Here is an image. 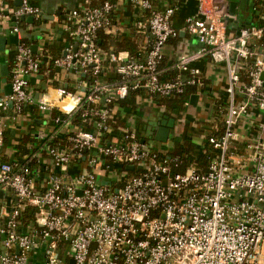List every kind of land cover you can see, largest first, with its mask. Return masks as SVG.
<instances>
[{
  "label": "built area",
  "instance_id": "1",
  "mask_svg": "<svg viewBox=\"0 0 264 264\" xmlns=\"http://www.w3.org/2000/svg\"><path fill=\"white\" fill-rule=\"evenodd\" d=\"M126 1L148 25L143 58L139 51L106 54L98 46V32L113 26L112 0H82L64 17L76 48L70 44L53 65L90 80L80 79L76 94L57 87L55 122L69 125L79 111L82 124L71 126L68 145L44 148L52 169L43 191L34 187L27 165L0 157V187L14 198L0 219V264H29L37 252L38 264H264V0H249L248 22L229 14V0H196V13L185 18L184 27L200 46L175 63L170 78L158 67L165 43L178 34L174 8ZM12 14L9 32L18 34L19 17L39 18L40 10L20 0ZM41 54L22 40L16 44L11 93L0 97V148L22 106L51 107L48 94L35 97L30 87ZM199 59L225 67L226 99L215 115L222 130L204 138L216 150L206 170L177 172L133 130L113 128L112 109L130 90L183 95L185 84H199L200 70L192 64ZM106 65L116 73L113 81L101 79ZM246 126L255 133L239 145V129ZM84 152L80 169L76 162ZM104 163L112 176L99 181L94 169ZM126 165L133 166L132 176L123 174ZM27 204L37 213L35 225L23 231L18 216Z\"/></svg>",
  "mask_w": 264,
  "mask_h": 264
},
{
  "label": "crops",
  "instance_id": "2",
  "mask_svg": "<svg viewBox=\"0 0 264 264\" xmlns=\"http://www.w3.org/2000/svg\"><path fill=\"white\" fill-rule=\"evenodd\" d=\"M105 0H91L94 5L100 4ZM115 3L113 12V26L104 31H100L97 38V44L104 53H115L118 51H128L126 44H133L136 52H141L144 57V43L149 35V29L144 17L140 16L138 11L126 0H112ZM153 5L158 8L171 6L174 8L172 23L178 30L176 37L170 38L164 45L163 57L167 64L177 62L182 56L196 51L200 44L196 37L185 31L184 21L187 16L195 15L196 0H151ZM30 5L36 6L40 10V17L27 20L25 16L22 23L19 24V33L11 34L10 28L14 25L15 19L12 11L20 5L18 0H0V37H5L4 46L0 45V97L4 93V85L9 83V55L16 50V44L19 41H26L31 45L36 44V53L41 54V71L35 80L30 81V87L34 90L35 97H42L48 94L53 99L51 107L45 111L39 110L35 105L26 104L23 112L17 116L13 124H8L5 131L4 145L0 148L1 159L9 162L21 161L29 166L30 178L33 180L37 191H43L48 182V174L52 167L49 164L48 156L45 153L46 143L37 144V140L54 134L57 137L69 136L72 127L71 124L64 122L55 126L52 123L55 112L60 114L57 104V87L62 86L71 93H78L79 81H89V75H81L73 70L54 67L52 60L65 54V49L70 44L73 49L76 43L71 40L65 30L64 17L74 8H77L82 0H28ZM236 17L248 22L250 16V6L246 10L237 11ZM138 23L142 27H138ZM120 40L115 44L114 40ZM117 43V42H116ZM45 57V60H44ZM107 63V62H106ZM194 67L200 70L199 84H197L198 99L196 105L187 102L184 110L177 116V113L166 107L158 98H154L143 93L128 95L121 101L113 104L111 125L113 128L126 127L134 132H138L139 139L147 142L160 152H168L174 145L175 138L180 137L184 131V126L188 124V133L192 137L200 133L206 134L220 133L221 127L217 118L215 108L216 102L222 105L226 99L225 87L227 83L225 67L222 64L211 62L209 59H199L192 63ZM3 65H7L8 74H2ZM165 76V75H164ZM166 77V76H165ZM116 73L110 65H106L101 75L104 81H113ZM6 80V81H4ZM46 98V97H45ZM55 99V100H54ZM101 106L104 105L100 102ZM221 105V106H222ZM219 107V106H218ZM66 118V117H65ZM164 118H173L174 133L168 140L172 142L170 146L166 144H153L147 137L148 131L156 127ZM74 119L72 116L71 121ZM195 130L196 132H193ZM239 145L245 137L252 136L255 133L254 128L239 129ZM146 135V137H144ZM29 138V140H25ZM199 142H194L200 146L204 138L198 137ZM155 141V140H153ZM158 142V141H157ZM241 142V143H240ZM161 143V142H160ZM87 152L77 160L76 166L80 169L85 167ZM132 168L126 165L123 174H129ZM99 181L109 180L112 174L104 165H98L94 169ZM109 178H108V177ZM108 178V179H107ZM11 191L6 187H0V219L1 215L8 212L13 203ZM31 227L28 225L22 230L26 231ZM1 248V246H0ZM38 253V252H37ZM35 254L34 258L29 257V264H38L40 254Z\"/></svg>",
  "mask_w": 264,
  "mask_h": 264
},
{
  "label": "trees",
  "instance_id": "3",
  "mask_svg": "<svg viewBox=\"0 0 264 264\" xmlns=\"http://www.w3.org/2000/svg\"><path fill=\"white\" fill-rule=\"evenodd\" d=\"M18 24L22 23L20 19L17 21ZM100 31L98 32V34ZM98 38V37H97ZM114 40V39H113ZM26 43V41H23ZM115 44H119L120 40L115 39ZM117 42V43H116ZM28 44V43H26ZM126 48L128 51L132 54L136 53V49L133 44H126ZM16 50L14 52H11L9 55V63L12 64L15 59ZM53 62V60H52ZM175 63L172 62L167 64L164 60V57L159 64L158 70L166 76V78L173 77L175 75ZM41 65H40V71H41ZM182 77L184 79L187 78V74L183 73ZM197 92V84H185L184 85V94L183 95H174L171 97H160L158 95H151V97L158 98L163 104L166 105L167 108L175 111L177 113V116H181L180 113L184 110V106L189 101V98L192 94H195ZM129 93L131 94H137L141 93L139 90H130ZM124 99V98H123ZM123 99L116 100L115 102H121ZM221 103L218 101L215 104V108L221 107ZM25 106H22L21 113L23 112ZM60 114L57 112L54 113L52 123L57 126L58 122H55V119L59 117ZM75 126H80L82 124L80 112L78 111L74 115V119L71 121ZM220 127L222 128V122L218 121ZM222 130V129H221ZM135 136L139 138L138 132H134ZM212 135H219L220 133H211ZM25 140H29V138H25ZM37 144L40 143H46V145L50 146H57V145H68L69 137H57L54 134L48 135L44 137L41 140H37ZM216 152L215 149L212 148V146L206 142L203 141L200 146H197L193 141L191 135L188 133V124L184 126V131L180 137L175 138L174 145L172 148L168 150V152H160L158 150L155 151L156 158L157 159H167L171 169L173 171L177 172H184L186 169H188L190 166L195 167L199 171L206 170V167L208 165L210 157ZM21 165H26L25 163L21 162ZM28 166V165H27ZM29 167V166H28ZM133 171H129L128 176H132ZM36 213L37 209L34 206L31 205H25L23 208L20 209V213L18 216V220L20 222V229L22 230L23 227H26L28 225H35V219H36Z\"/></svg>",
  "mask_w": 264,
  "mask_h": 264
},
{
  "label": "water",
  "instance_id": "4",
  "mask_svg": "<svg viewBox=\"0 0 264 264\" xmlns=\"http://www.w3.org/2000/svg\"><path fill=\"white\" fill-rule=\"evenodd\" d=\"M18 2L20 3V0H18ZM249 5V0H229L228 3V11L229 14L234 16L236 14L237 11H244L246 10L247 6ZM20 20H24L25 17L24 16H20L19 17ZM27 20H32L33 17L29 16L26 17ZM5 44V37H0V45L4 46ZM31 49L32 51H36L37 49V45L33 44L31 45ZM45 60V57H44ZM2 74L3 75H7L8 74V68L7 65H3L2 67ZM39 75L37 76H32L29 78L30 81L33 82V80H35V78H38ZM6 81V80H4ZM4 93L5 94H10L11 93V85L10 83H6L4 85ZM198 99V95L197 94H192L189 98V103L192 104L193 106L196 105ZM11 102L9 101V106H11ZM173 123H174V119L173 118H164L162 121L159 122V124L157 125V127L155 128V134L153 135V140L161 142L163 144H166L168 146H170L172 144L171 141L168 140L169 136L172 135L174 133L173 130ZM153 128V127H152ZM154 129V128H153ZM129 168H133L132 165H128ZM18 251V248H17ZM70 264H72V261L69 262Z\"/></svg>",
  "mask_w": 264,
  "mask_h": 264
},
{
  "label": "rangeland",
  "instance_id": "5",
  "mask_svg": "<svg viewBox=\"0 0 264 264\" xmlns=\"http://www.w3.org/2000/svg\"><path fill=\"white\" fill-rule=\"evenodd\" d=\"M236 16V15H235ZM193 132H196L195 130H193ZM206 132H203V133H200V136L199 135H197V136H195V138H194V142H199V138L198 137H201V138H205L206 137ZM152 142H153V144H157L158 143V145H161L162 143H160V142H157V141H153L152 140ZM113 168V167H112ZM115 171H116V173H119V170L117 169V166L115 167Z\"/></svg>",
  "mask_w": 264,
  "mask_h": 264
},
{
  "label": "flooded vegetation",
  "instance_id": "6",
  "mask_svg": "<svg viewBox=\"0 0 264 264\" xmlns=\"http://www.w3.org/2000/svg\"><path fill=\"white\" fill-rule=\"evenodd\" d=\"M156 127H157V126H156ZM156 127H153L154 129L151 128V129L148 131L147 137H146V135H144V137L148 138V136H149V137H150L149 140H150V139H153V135L155 134V128H156ZM170 137L172 138L171 135L169 136V138H170ZM169 138H168V139H169ZM155 149H156V148H155Z\"/></svg>",
  "mask_w": 264,
  "mask_h": 264
}]
</instances>
